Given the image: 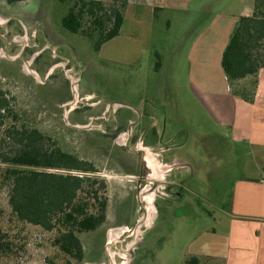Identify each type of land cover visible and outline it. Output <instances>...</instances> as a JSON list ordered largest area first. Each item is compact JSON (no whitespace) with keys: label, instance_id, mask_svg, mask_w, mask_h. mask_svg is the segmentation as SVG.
Listing matches in <instances>:
<instances>
[{"label":"rangeland","instance_id":"obj_1","mask_svg":"<svg viewBox=\"0 0 264 264\" xmlns=\"http://www.w3.org/2000/svg\"><path fill=\"white\" fill-rule=\"evenodd\" d=\"M72 1L0 0V89L14 100L18 125L99 171L107 182V219L81 236V263L64 256L52 246L54 233L17 221L0 164V233L10 242L0 264H185L192 257L218 264L234 179L255 170L248 150L231 143L193 93L184 46L203 20L179 19L165 30L158 16L140 42H128L125 27L96 53L91 40L61 26ZM126 42L141 60L134 66L109 61ZM156 54L159 72L151 67ZM126 113L132 114L129 130ZM149 119L161 130L153 145L147 141L153 132L135 129ZM11 123L0 125V137ZM140 172L142 208L135 193Z\"/></svg>","mask_w":264,"mask_h":264},{"label":"trees","instance_id":"obj_2","mask_svg":"<svg viewBox=\"0 0 264 264\" xmlns=\"http://www.w3.org/2000/svg\"><path fill=\"white\" fill-rule=\"evenodd\" d=\"M25 0H6L15 3ZM71 3V4H70ZM61 19L69 33L92 41L94 52L120 34L128 0H73ZM155 70L160 56L156 54ZM230 89L264 68V0H255L251 16L240 17L221 59ZM13 99L0 89V125L12 121L1 133L2 180L9 183L8 205L21 223L54 233L52 246L64 256L81 263L84 251L81 236L100 228L107 219V182L88 161L61 149L40 131L17 124ZM248 101H251L248 100ZM6 234L0 233V254L10 249ZM47 264H71L49 261ZM185 264H200L195 257Z\"/></svg>","mask_w":264,"mask_h":264},{"label":"crops","instance_id":"obj_3","mask_svg":"<svg viewBox=\"0 0 264 264\" xmlns=\"http://www.w3.org/2000/svg\"><path fill=\"white\" fill-rule=\"evenodd\" d=\"M254 5L255 0H128L121 27L129 31L125 37L128 42L138 43L153 33L158 16L163 19L160 22L164 21L165 30L179 19L203 20L184 46L193 93L216 125L228 130L231 143L248 150L255 170L252 176L239 174L234 179L231 203L223 212L228 218V229L218 264H264V68L256 78L248 76L234 84L235 91H243L245 97H240L230 89L221 67L222 54L234 28L240 17L252 15ZM128 42L121 46L120 55L108 60L122 66L136 65L141 57ZM146 50H151L149 39ZM151 61L152 70L159 72L161 66L159 70L154 68L157 58ZM123 116L129 130L132 114ZM135 129L153 132L147 140L152 141L149 145L154 144L155 131H161L153 119L142 121Z\"/></svg>","mask_w":264,"mask_h":264},{"label":"flooded vegetation","instance_id":"obj_4","mask_svg":"<svg viewBox=\"0 0 264 264\" xmlns=\"http://www.w3.org/2000/svg\"><path fill=\"white\" fill-rule=\"evenodd\" d=\"M150 166H151V165H150ZM151 167H152V166H151ZM138 176H139V178H140V181H138V182L136 183L135 193H136V200H137V203H138V205L140 206V208H142V205H140V195H141V191H142V184H141V182L143 181L144 176H143L142 172H140V173L138 174ZM152 178H155V177H152ZM137 187H140V190H139V191H137ZM143 209H144V208H143ZM144 212H145V210H144Z\"/></svg>","mask_w":264,"mask_h":264},{"label":"water","instance_id":"obj_5","mask_svg":"<svg viewBox=\"0 0 264 264\" xmlns=\"http://www.w3.org/2000/svg\"><path fill=\"white\" fill-rule=\"evenodd\" d=\"M140 190V187H137V191H139Z\"/></svg>","mask_w":264,"mask_h":264}]
</instances>
